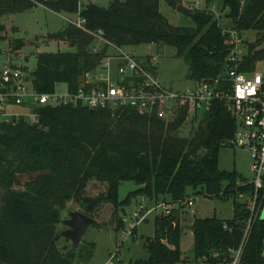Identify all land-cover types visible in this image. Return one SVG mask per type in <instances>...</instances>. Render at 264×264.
Segmentation results:
<instances>
[{
    "label": "trees",
    "instance_id": "16d2710c",
    "mask_svg": "<svg viewBox=\"0 0 264 264\" xmlns=\"http://www.w3.org/2000/svg\"><path fill=\"white\" fill-rule=\"evenodd\" d=\"M164 1L189 18L194 27H175L160 10ZM230 9L233 28L254 31L258 39L249 48L248 66L264 59L257 52L264 44V0H207ZM44 7L54 13L79 15L84 29L69 24L44 42L68 44L75 52L41 53L30 76L38 94L55 91L59 84L75 90L83 77L108 57L109 44L95 51V37L103 31L108 43L125 47L155 45L176 50V57L189 67L191 81L216 80L225 75L229 47L215 16L206 10L185 7L181 0H114L104 8L82 0H0V41L6 27L2 18ZM39 36L36 37L38 41ZM24 42L18 43L21 49ZM37 124L23 118L0 122V264H74L79 249L66 254L58 247L60 234L55 225L60 213L73 202L80 211L96 220L106 205L114 209L118 231L123 226L121 210L133 198L155 203H181L190 192L206 198L234 200V218L197 219L193 225L196 261L206 264H264V220L252 213L249 199L254 187L238 172L220 169L219 157L234 138L236 121L223 103L216 102L191 136L180 130L191 123L182 112L166 125L154 117L133 110L113 114L107 110L73 107H35ZM138 189L120 202L123 183ZM104 187L97 196L89 186ZM181 207L155 220V237L148 240L150 257L134 264L182 263ZM137 235L134 230L132 236ZM89 257L94 244L89 245Z\"/></svg>",
    "mask_w": 264,
    "mask_h": 264
},
{
    "label": "built area",
    "instance_id": "2783aa9c",
    "mask_svg": "<svg viewBox=\"0 0 264 264\" xmlns=\"http://www.w3.org/2000/svg\"><path fill=\"white\" fill-rule=\"evenodd\" d=\"M245 1L240 0L242 6ZM191 8L206 10L215 16L222 35L227 38L226 44L230 47L222 77L213 81H192L193 86L184 91L169 89L157 76V57L128 54L108 43L103 31L89 32L96 41L105 42L118 52L108 55L95 70L86 74L75 90L67 84H63L64 90H58L59 84L52 93L38 94L34 88L32 91L26 88L27 81L32 83L29 72L10 65L0 70V122L10 123L15 117L37 124L39 116L33 112L34 108L53 106L107 110L113 114L133 110L142 116L157 118L166 125L174 123L186 111L191 123L198 125L216 102L223 103L236 121L235 136L229 145L245 151L252 159L253 180L249 184L254 187V194L249 199L252 217L248 233L253 218L260 217L264 207V71L257 70L259 62L264 60L248 66L249 50L243 36L236 29L223 26L224 20L218 14L216 4L206 7L196 3ZM72 24L84 29L85 20L80 18ZM23 105L28 106L30 112L27 115L9 113L10 107ZM193 206L194 201L190 198L175 204H141L131 215L132 223L126 232L132 235L153 214L156 218L168 216L173 210ZM240 257L241 251L233 264H239Z\"/></svg>",
    "mask_w": 264,
    "mask_h": 264
},
{
    "label": "rangeland",
    "instance_id": "374dc122",
    "mask_svg": "<svg viewBox=\"0 0 264 264\" xmlns=\"http://www.w3.org/2000/svg\"><path fill=\"white\" fill-rule=\"evenodd\" d=\"M95 4L100 7L107 8L114 0H93ZM125 2L126 0H119ZM185 7L195 6L196 3H201L202 6L206 5L205 0H181ZM218 8V14L222 17L223 26L233 28V20L230 15V9L219 5L218 2H214ZM82 5L85 6V0H82ZM160 10L164 17L175 27H194V23L191 19L183 16L182 14L171 9L168 4L161 1ZM67 19L75 22L79 21L77 16L58 15L44 7H38L34 10L24 12L17 15H7L2 18V23L6 27L4 34V40L0 41V70L5 65L13 67H19L24 72L35 70L37 65V56L41 53H67L75 52L74 48H71L68 44L58 41L44 42L43 36L48 34H55L59 31L66 29L69 26ZM39 36L40 39L36 40ZM245 42L252 45L256 44L258 36L254 31L243 33ZM24 42L25 45L21 49H17L18 43ZM94 50H99L106 45L105 42L96 41L94 44ZM247 45V44H246ZM110 46V45H109ZM249 48H247V51ZM123 51L139 56H155L158 59V66L156 68L157 76L160 82L167 88L184 91L193 86V82L188 78L189 67L187 63L180 58L176 57V50L170 47H157L155 45H142L131 46L123 48ZM257 52H264V44L258 45ZM118 52L115 48H109L108 54H114ZM264 60V59H262ZM259 60V61H262ZM258 71H264V61L259 62ZM31 79V76H30ZM26 88L29 91L33 90V86L30 81L26 82ZM58 90H64L65 86L60 84ZM24 108V105L22 106ZM28 109V106L26 107ZM26 109L19 111V115H27ZM13 114L12 111L9 112ZM14 113V114H16ZM200 116V115H199ZM198 116V117H199ZM197 124H187L182 130L180 135L183 137L191 136ZM220 169L227 172H238L248 183L253 180L251 173L252 159L248 153L241 149H235L232 146L224 147L220 152L219 157ZM138 187L132 182L123 183L119 190V200L123 202L127 198L136 192ZM104 191V187L91 184L89 186V193L92 196L99 195ZM190 199L194 201L192 208H185L180 211V221L183 226L193 224L197 219L207 218H219L221 220H232L234 218V200L233 199H220V198H206L203 195H196L190 192ZM1 200V194H0ZM143 198L140 196L133 198L131 203L124 207L128 218L123 219V226L120 230H116L114 209L106 205L103 212L100 213L99 218L96 220V224L92 225L87 234L83 238L82 244L79 247L78 258L74 264H134L137 261H146L150 257L148 250V240H153L155 237V220L156 215L153 214L149 217V220L140 224L137 227V235H128L126 229L131 226V215L137 211ZM76 206L73 202L67 204V208L60 213L59 220L55 225L56 232L62 234L66 230L64 221L68 219V215L71 211H74ZM260 218L264 219V207L260 212ZM94 244L95 249L93 255L90 258L89 245ZM58 247L60 249H66V254L73 250L71 242L60 236L58 241ZM181 251H182V263L179 264H206L204 260L200 259L196 261L194 255V235L191 231L184 229L181 236Z\"/></svg>",
    "mask_w": 264,
    "mask_h": 264
},
{
    "label": "water",
    "instance_id": "95a60500",
    "mask_svg": "<svg viewBox=\"0 0 264 264\" xmlns=\"http://www.w3.org/2000/svg\"><path fill=\"white\" fill-rule=\"evenodd\" d=\"M120 213L123 219L128 218L125 209H122ZM94 223V218L85 215L80 211H71L68 215V219L64 221L66 230L62 232L61 236L71 242L73 250L77 251L82 244L83 238ZM184 229L193 232L195 230V226L185 225Z\"/></svg>",
    "mask_w": 264,
    "mask_h": 264
},
{
    "label": "crops",
    "instance_id": "0c3cea01",
    "mask_svg": "<svg viewBox=\"0 0 264 264\" xmlns=\"http://www.w3.org/2000/svg\"><path fill=\"white\" fill-rule=\"evenodd\" d=\"M206 1L207 0H205V3H206ZM85 2H86V4H88L89 2H93L94 3V1L93 0H85ZM46 9V8H45ZM46 10H48V9H46ZM50 11V10H49ZM52 12V11H51ZM54 13V12H53ZM55 14H58V13H55ZM66 15V16H77V17H79L78 15H70V14H65V13H60V14H58V15ZM67 22L69 23V24H72V23H75V21H73V20H70V19H67ZM6 66V65H5ZM27 110V111H29V109H27L26 107H24V108H22V107H10L9 108V111H12L13 112V114L14 113H19V111L20 112H22V110ZM16 113V114H17ZM142 204H145V205H147V206H152V205H154V204H156L155 202H153V201H151V200H147V199H144L143 198V203ZM189 225H193V224H189ZM192 232V231H191ZM193 233V232H192Z\"/></svg>",
    "mask_w": 264,
    "mask_h": 264
}]
</instances>
